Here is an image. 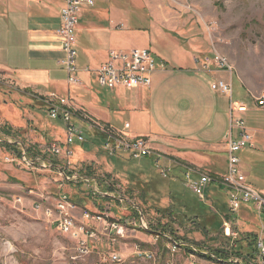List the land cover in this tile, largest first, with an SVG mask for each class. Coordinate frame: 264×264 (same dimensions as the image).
<instances>
[{"label": "rangeland", "instance_id": "1", "mask_svg": "<svg viewBox=\"0 0 264 264\" xmlns=\"http://www.w3.org/2000/svg\"><path fill=\"white\" fill-rule=\"evenodd\" d=\"M160 5L171 12L183 42L199 46L204 58L215 51L232 65L233 100L248 106L245 124L261 132L253 138L259 150L243 151L238 156L249 173V183L264 192V109H255L251 99L264 93V0H163ZM11 87L0 76V264H71L74 243L51 227L42 211H34L33 206L42 200L40 196L55 193V180H61L57 167H62L63 161L51 157L48 149L64 140L63 124L47 117L43 99L21 98ZM95 90L104 101L113 97L98 86ZM224 119L226 128V115ZM76 124L91 144L69 147L74 155L72 167L78 175L96 178L101 193L113 196L95 199L81 184L65 183V194L77 207L73 210L76 221H83L84 211L96 217L104 211L102 207L111 209L116 219L131 214L136 220L138 214L132 210L136 206L144 211L147 225L145 231L122 229L124 239L112 241L100 236L87 264H110L112 253L120 255L124 264H228L227 255H239L245 263L252 260L255 251L253 245L248 246L252 241L249 235H255V241L264 239V219L249 206L242 205L238 214L229 216L221 187L208 185L204 203L185 187L183 172L175 170L180 167L183 171L186 165L162 153L158 164L154 158H109L100 149L104 143L98 132ZM218 159L219 174H225V156L218 155ZM163 161L171 168L166 177L160 174ZM51 163L56 164V172L49 167ZM151 176L174 191L162 185L163 194L155 196L153 190L158 187L149 180ZM223 220L235 224L231 225V231L238 234L234 243L223 234ZM181 243L187 247L173 251L171 244ZM140 252L143 255L137 257ZM247 253L251 254L248 258Z\"/></svg>", "mask_w": 264, "mask_h": 264}, {"label": "crops", "instance_id": "2", "mask_svg": "<svg viewBox=\"0 0 264 264\" xmlns=\"http://www.w3.org/2000/svg\"><path fill=\"white\" fill-rule=\"evenodd\" d=\"M92 1V7L81 8L75 31V68L80 84L69 85L60 63L64 59L62 42L56 34L62 0H0V76L21 98L37 97L45 106L50 95L68 97L76 109L106 127L129 138L149 139L155 151L204 173L223 176L218 171V155L225 156V166L223 142L229 133V101L216 95L211 85L212 79H226L227 75L199 70L202 51L196 44L182 41V31L171 12L161 8L163 0ZM143 50L152 54L156 64L150 86L132 91L101 88L113 95L104 101L95 90V71L108 62L110 52ZM224 115L228 128H224ZM126 124L128 129L123 130ZM247 128L253 138L261 133ZM237 134L232 131L233 138ZM253 146L239 153L259 150L255 142ZM241 166L248 174V185L255 189ZM175 171L183 172L180 167Z\"/></svg>", "mask_w": 264, "mask_h": 264}, {"label": "built area", "instance_id": "3", "mask_svg": "<svg viewBox=\"0 0 264 264\" xmlns=\"http://www.w3.org/2000/svg\"><path fill=\"white\" fill-rule=\"evenodd\" d=\"M63 6L60 10V26L56 34L61 39L64 59L60 62L67 74L69 85H79L75 68L76 52L75 31L78 25L79 13L83 6L92 7V0H62ZM156 69V64L149 51H133L130 53L110 52L108 62L100 66L96 71V81L100 88L112 91L114 89H124L127 91L139 88H148L151 84V75ZM201 72L224 73L227 78L212 79L211 88L216 95L228 98V138L223 142L226 155V172L218 178H211L198 169L182 166L185 187L191 191L201 202L207 199L206 192L208 185L221 187L227 197L228 215L238 214L242 205L251 208L254 214L264 219V194L257 192L247 183V172L242 168L238 159V153L245 149L253 148V135L247 128L244 114L247 106L239 101L233 100L232 85L230 83L234 69L229 61L218 54L212 52L208 57L199 61ZM253 105L257 108H264V93L258 97L251 96ZM47 107L46 115L50 120L60 121L63 124L64 140L62 143L52 144L48 152L53 158L63 161V166L57 167V174L61 180H55L56 192L40 196L39 202H34V211H42L45 221L54 227L60 235H63L75 245L73 255L70 258L71 264H87L86 260L93 253L94 244L100 236L114 239H124L126 234L122 229L136 227L146 230L147 225L144 215L136 206L132 208L138 217L136 221L128 216L122 218L112 217L110 209L102 211L99 215L89 214L87 211L81 214L83 221L77 222L73 210L77 209L71 199L65 194V183L81 184L93 198H112L108 193H101L98 180L88 175H78L70 159L74 156L69 147L73 144L84 145L87 138L77 123L85 124L89 130L93 129L101 136L103 145L100 148L109 158H123L128 161L154 158L156 164L162 162L163 158L158 151L151 146V141L146 138H129L123 132L114 131L109 127L102 126L95 119L86 116L85 113L76 109L68 97L58 98L55 95L48 96L45 101ZM128 129V124L124 125L123 130ZM237 131V137H232V131ZM56 160V159H53ZM49 163V162H48ZM164 167H160V174L166 177L170 172V166L163 161ZM170 163V162H169ZM56 172V164H48ZM64 183V184H62ZM43 195V194H42ZM18 203L21 198L17 197ZM123 203V201H121ZM129 205V203H126ZM130 206V205H129ZM42 207L43 209H39ZM127 211L126 208H123ZM93 215V216H91ZM110 218L112 220H110ZM84 219H91L84 220ZM231 225H235L230 220L222 222L223 234L230 243H234L238 234L231 231ZM174 243V242H173ZM173 251L177 248H184L185 244L173 245ZM187 247V246H186ZM236 248V244L232 246ZM255 254L249 263H245L238 256L227 255L228 264H264V239L258 238L254 244ZM194 252V251H193ZM137 257L143 254L136 253ZM151 255V254H150ZM206 255V254H205ZM150 257L144 253V257ZM207 256V255H206ZM212 257L211 255H208ZM110 264H124L121 256L110 254L108 256Z\"/></svg>", "mask_w": 264, "mask_h": 264}, {"label": "trees", "instance_id": "4", "mask_svg": "<svg viewBox=\"0 0 264 264\" xmlns=\"http://www.w3.org/2000/svg\"><path fill=\"white\" fill-rule=\"evenodd\" d=\"M83 146V145H82ZM150 181H152V182H155L156 183V185H157V187L158 188H155L153 191V193H154V195L155 196H159L161 193L163 194V190H164V188H170L171 189V187L169 186V185H167L164 181H159V180H156L155 181V177L154 178H152V176L150 177V179H149ZM162 185H164V188L163 189H161V187H162ZM172 190V189H171ZM172 191H174V189L172 190ZM139 209H140V211L142 212V214L144 215V211L142 210V208L141 207H138ZM161 234V233H160ZM159 234V235H160ZM250 237L249 238H252V241H250L249 242V247H251V245H253L254 246V244H255V235H249ZM247 242V241H246ZM252 246V247H253ZM252 250H254V247L252 248ZM191 252V251H190ZM216 252V251H215ZM217 253H218V251H217ZM216 256V255H215ZM236 256H238L239 257V255H236ZM247 258L249 257V256H251V254L250 253H247V255H245ZM216 258H218V257H216Z\"/></svg>", "mask_w": 264, "mask_h": 264}, {"label": "water", "instance_id": "5", "mask_svg": "<svg viewBox=\"0 0 264 264\" xmlns=\"http://www.w3.org/2000/svg\"><path fill=\"white\" fill-rule=\"evenodd\" d=\"M227 138V135H226V137H225V139Z\"/></svg>", "mask_w": 264, "mask_h": 264}]
</instances>
